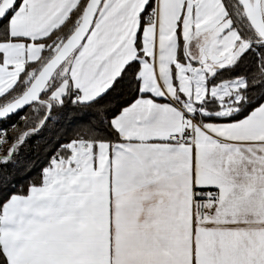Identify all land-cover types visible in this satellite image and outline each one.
<instances>
[{"label": "crops", "instance_id": "crops-1", "mask_svg": "<svg viewBox=\"0 0 264 264\" xmlns=\"http://www.w3.org/2000/svg\"><path fill=\"white\" fill-rule=\"evenodd\" d=\"M81 1L22 0L13 9L7 28L17 39L0 42V96ZM148 1L103 0L66 61L56 101L69 85L79 102L96 99L133 60L145 95L111 119L120 143L77 145L80 157L53 160L41 185L5 202L8 264H264V100L231 121L188 111L197 104L190 70L215 25L229 20L222 0H155V19L141 27ZM260 9L264 19V0ZM221 35L232 47L242 41L230 23ZM220 103L230 113V97ZM184 127L185 143L168 139ZM206 188L218 191V204L194 225L193 195Z\"/></svg>", "mask_w": 264, "mask_h": 264}, {"label": "trees", "instance_id": "trees-1", "mask_svg": "<svg viewBox=\"0 0 264 264\" xmlns=\"http://www.w3.org/2000/svg\"><path fill=\"white\" fill-rule=\"evenodd\" d=\"M86 1L82 0L59 28L39 40L45 49L47 46L51 48V54L47 59L54 53L53 48H58L74 29ZM231 1L241 7L237 1ZM21 2L22 0H17L15 6L0 21V42L17 39L9 36L7 23L13 9ZM154 3L155 0H149L142 12L141 27L149 22L146 16L151 12ZM222 3L227 16L232 21L228 1L222 0ZM240 23L247 31L245 33L237 29L238 34L242 39H250L249 48L237 57L234 63L217 70L208 78L207 83L212 86L238 78L243 79L244 84L237 91L241 97L237 101H230L232 102L230 113L225 115L220 113L224 105L217 98L206 97L201 103H197L201 110L200 115H193L197 121L236 120L245 116L264 100V41L252 30L244 13ZM136 48L140 57L139 37ZM65 63L52 76L40 95V101L0 121V215L3 205L12 195H25L29 188L42 184L44 170L50 167L53 159L68 156L66 146L70 142L120 143L121 139L113 129L111 119L136 98L145 95L139 90V62L133 60L125 65L111 86L96 99L87 103L79 102L77 90L69 85L60 100L56 101L52 98V94L66 78L63 75ZM36 64L28 63L25 68H31ZM32 78L25 77L23 72L15 86L0 96V107L19 96ZM0 264H8L1 243Z\"/></svg>", "mask_w": 264, "mask_h": 264}, {"label": "water", "instance_id": "water-1", "mask_svg": "<svg viewBox=\"0 0 264 264\" xmlns=\"http://www.w3.org/2000/svg\"><path fill=\"white\" fill-rule=\"evenodd\" d=\"M103 0H87L81 16L69 35L61 42L56 51L43 63L33 76L26 89L16 98L0 107V121L26 109L40 101V95L50 82L57 69L64 64L87 36L97 11ZM240 3L248 24L257 36L264 41V19L261 14V0H235ZM17 0H0V21L15 6ZM225 59L223 55L207 56L202 51L200 63L212 68Z\"/></svg>", "mask_w": 264, "mask_h": 264}, {"label": "rangeland", "instance_id": "rangeland-1", "mask_svg": "<svg viewBox=\"0 0 264 264\" xmlns=\"http://www.w3.org/2000/svg\"><path fill=\"white\" fill-rule=\"evenodd\" d=\"M227 1H228V7H229V14L233 20L231 21L230 18L227 16V13H226V17L229 20H226V22L219 23V24L215 25L213 32L209 33V35H208L207 51H205L204 53L206 55H210L211 53H209L210 52L209 50H211L213 52L212 54H218L217 53L218 49L220 47H224V46L227 48L228 52L226 53V55L221 54V55L225 56V59L222 62L214 65V68L213 67L212 68L207 67L206 65L200 63L198 68H194V69L190 70L191 75H192L191 76V83L192 84L190 87V96L193 97L192 102L201 103V101L203 99H205L206 97H215V98L219 99L221 102L225 98L230 97V101H234V100H239L241 97V95L237 91H238V89H240L241 86H243V84H244L243 79H240V78L234 79V80L229 81V82H224V83H221L218 85L216 84V86H213V85L209 86L207 83L208 78L213 76L217 70H219L220 68L229 66L232 63H234L236 58L239 57L250 46V39H242L239 36V38L242 41L236 47H232V45H230V43H231L230 40L228 41V38H224L222 35L219 36L221 33H223L224 28L226 27V25L228 23H230L231 27L234 28L237 32H238L237 29L244 31L245 33L247 31L244 28V26L240 23V19H242V15L244 13L243 9H241V7H239V5H237L233 1H231V0H227ZM218 33H219V35H217ZM245 35L248 36L247 34H245ZM251 36H250V38H251ZM49 48L50 47L47 46V48L45 49L46 51L44 53L42 52L43 54L41 53V55L37 61V65H34L31 68H25L24 69L23 72L25 73V77L28 76V78H29L30 76L31 77L34 76V74L38 71V69L46 61L47 57L51 54V48L50 49ZM230 48H232L233 50H231ZM56 49H57V47H54L52 51L55 52ZM192 107H193V110L190 111V109H188V111L192 112L193 115L194 114L200 115L199 111H201V110L198 107V105L197 104L190 105V108H192ZM89 143H92V142L72 141L69 144H67V146H66V148L69 152L68 156L67 157H58L56 159L67 160L68 158H71L74 160L76 157H80V154L77 155L76 153H78L77 151H80L81 147L77 146V145L84 146V145L89 144ZM53 160H55V159H53ZM53 160H52V162H53ZM45 170H44V172H45ZM44 172H43V176H44Z\"/></svg>", "mask_w": 264, "mask_h": 264}, {"label": "built area", "instance_id": "built-area-1", "mask_svg": "<svg viewBox=\"0 0 264 264\" xmlns=\"http://www.w3.org/2000/svg\"><path fill=\"white\" fill-rule=\"evenodd\" d=\"M156 17L154 12H150L146 19L150 22ZM193 122V120H192ZM190 129L184 127L182 131L173 132L168 135V139L175 143H185L189 139ZM219 193L216 189H201L193 195V224L199 225L211 217L214 208L217 206Z\"/></svg>", "mask_w": 264, "mask_h": 264}]
</instances>
